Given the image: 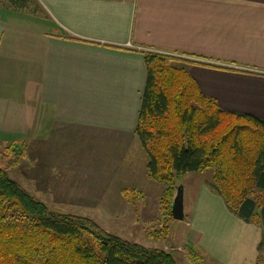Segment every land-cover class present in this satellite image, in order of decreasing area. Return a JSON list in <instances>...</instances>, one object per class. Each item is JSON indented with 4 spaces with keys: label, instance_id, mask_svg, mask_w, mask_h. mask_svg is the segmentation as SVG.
I'll return each mask as SVG.
<instances>
[{
    "label": "crops",
    "instance_id": "0c3cea01",
    "mask_svg": "<svg viewBox=\"0 0 264 264\" xmlns=\"http://www.w3.org/2000/svg\"><path fill=\"white\" fill-rule=\"evenodd\" d=\"M147 51L180 58L223 109L264 119V0H0V144L26 143L36 191L104 202L137 136ZM114 143V161L79 152ZM82 174L94 183L77 185ZM207 190L187 222L193 244L222 264H258L263 228Z\"/></svg>",
    "mask_w": 264,
    "mask_h": 264
},
{
    "label": "trees",
    "instance_id": "16d2710c",
    "mask_svg": "<svg viewBox=\"0 0 264 264\" xmlns=\"http://www.w3.org/2000/svg\"><path fill=\"white\" fill-rule=\"evenodd\" d=\"M14 9L37 0H3ZM147 83L136 134L151 179L166 185L162 206L172 214L176 177L214 168V188L228 209L264 230V119L223 109L205 95L177 56L147 51ZM27 156L23 141L0 150V264H178L161 248L104 230L93 219L51 209L14 180L8 169ZM126 195L134 190L125 189ZM192 264H205L193 245Z\"/></svg>",
    "mask_w": 264,
    "mask_h": 264
},
{
    "label": "rangeland",
    "instance_id": "374dc122",
    "mask_svg": "<svg viewBox=\"0 0 264 264\" xmlns=\"http://www.w3.org/2000/svg\"><path fill=\"white\" fill-rule=\"evenodd\" d=\"M175 64L184 67L180 61ZM130 142L127 145L128 152L123 158V168L113 176L111 187H104L103 193L106 197L100 204L88 197L87 199L79 196L61 198L55 194L53 197L39 189L36 191L38 186L29 180V171L24 167V160L18 166L9 168L8 173L51 209L89 217L104 230L123 239L140 243L146 247L165 249L174 255L178 264H192L185 254L186 245H193L204 256L205 264H222L207 251L193 244L189 236L191 229L187 226V222L195 218L201 202L207 198V189L218 193L214 188V168L189 172L176 177L177 187H183L185 206V218L176 220L162 206L166 185L151 179L148 175L147 165L150 159L139 137L136 136L135 140H130ZM6 145L8 144H0V150ZM86 148V144L79 145L80 154H105L103 159L112 156L113 161L120 151L117 143L107 147L95 144ZM140 149L142 153L139 152ZM36 167H40L39 160ZM75 179L79 180L77 185L82 187L86 185L85 183H94L95 178L92 180L89 175L82 174ZM81 181H84L83 184ZM125 189L134 190V192L128 196L124 192ZM258 264H264V234Z\"/></svg>",
    "mask_w": 264,
    "mask_h": 264
},
{
    "label": "water",
    "instance_id": "95a60500",
    "mask_svg": "<svg viewBox=\"0 0 264 264\" xmlns=\"http://www.w3.org/2000/svg\"><path fill=\"white\" fill-rule=\"evenodd\" d=\"M173 218L183 220L185 218L184 191L183 187H178L172 207Z\"/></svg>",
    "mask_w": 264,
    "mask_h": 264
}]
</instances>
